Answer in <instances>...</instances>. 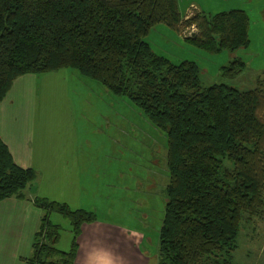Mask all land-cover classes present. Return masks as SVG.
<instances>
[{
	"label": "trees",
	"instance_id": "obj_1",
	"mask_svg": "<svg viewBox=\"0 0 264 264\" xmlns=\"http://www.w3.org/2000/svg\"><path fill=\"white\" fill-rule=\"evenodd\" d=\"M164 23L208 53L249 45L243 9L182 18L178 0H0V102L14 80L71 67L125 95L165 132L168 182L156 264H236L241 222L264 212V72L253 88L203 85L197 62H172L146 41ZM234 57L223 72L234 77ZM36 172L17 165L0 138V201L24 197ZM45 211L28 264H75L76 239L95 212L34 197ZM55 211L72 224L70 248L55 247Z\"/></svg>",
	"mask_w": 264,
	"mask_h": 264
},
{
	"label": "rangeland",
	"instance_id": "obj_2",
	"mask_svg": "<svg viewBox=\"0 0 264 264\" xmlns=\"http://www.w3.org/2000/svg\"><path fill=\"white\" fill-rule=\"evenodd\" d=\"M179 2L181 15L191 9L188 16L196 13L195 10L216 13L220 7L244 10L247 6L242 0ZM251 5L264 6V0H252ZM246 11L250 13L254 9ZM249 18V45L233 52L223 50L212 54L193 44L185 37L197 32L194 25L177 31L158 23L145 39L155 52L174 63L184 59L197 62L203 85L224 83L246 90L253 88L257 75L264 72V28L259 27L264 21L254 26V16ZM234 57L241 58L245 67L231 77L223 72V67ZM23 84L29 88L23 102L27 107L20 111V124L28 120L32 128L34 162L30 168L36 172L34 182L41 187L38 197L66 203L72 210L93 211L97 219L121 223L133 237L134 228L137 229L143 236L141 248L148 252L150 264H156L164 187L168 182L164 130L155 126L128 97L111 93L97 80L71 67L34 74L32 80ZM20 129L13 152L24 159L27 149L21 141L26 135ZM51 152L58 160L63 156L74 157L71 162L78 172L69 176L77 179L73 185L67 176L61 177L56 172L57 163L51 161ZM83 156L90 159L83 163ZM48 216L56 224L55 247L68 250L73 232L71 221L55 211ZM231 258L236 264H264V212L241 222Z\"/></svg>",
	"mask_w": 264,
	"mask_h": 264
},
{
	"label": "crops",
	"instance_id": "obj_3",
	"mask_svg": "<svg viewBox=\"0 0 264 264\" xmlns=\"http://www.w3.org/2000/svg\"><path fill=\"white\" fill-rule=\"evenodd\" d=\"M242 1L247 4L246 9L249 11L254 9V12L249 13L244 7L249 17L254 16L252 25L258 26L259 21H264V6L251 5L252 0ZM178 4L180 10L179 0ZM230 8L235 7H220L217 8V12L229 10ZM198 9L200 8L198 7ZM189 11L191 9L185 10L181 17L183 19L189 17ZM203 11L212 13L210 10L203 9ZM250 26L249 24V30ZM259 27L264 28V22ZM33 75L24 74L16 78L10 90L0 102V138L7 145L14 162L23 168H30L33 166L31 162H34L31 157L33 153L32 128H29L28 120H26L28 116L26 109L23 111V115L27 124L26 121L24 124H20V111L23 107H27L23 102L25 103L27 89L29 88L25 87L23 83L32 80ZM20 128H22L23 134L26 135L25 139L21 141L23 147L27 149V157L24 156V159H20L13 152V148H16L17 144L15 136L21 130ZM27 141L30 144L29 146L26 145ZM73 147H75V144H73ZM57 157L51 152V161L54 160L57 163L56 172L61 177L65 178L67 176L69 184L73 185L77 179L69 176L73 172H78L75 164L71 162L74 157L63 156L60 160ZM87 158L89 156L81 157L82 162L85 163L84 161ZM42 161L45 162L44 159ZM37 183L33 181L25 190L24 197L13 196L0 201V264H28L27 259L32 254L34 236L43 214L41 208L34 203V197L38 196L41 191V187H37ZM46 198L49 199L50 197ZM134 230L136 236L133 237L125 226L109 219L98 218L93 222L83 223L76 239L75 264H150L151 258L148 252L141 248L143 236L140 231L135 228Z\"/></svg>",
	"mask_w": 264,
	"mask_h": 264
}]
</instances>
